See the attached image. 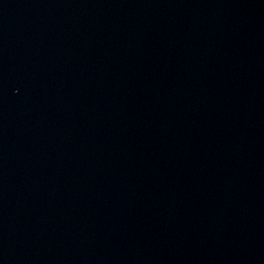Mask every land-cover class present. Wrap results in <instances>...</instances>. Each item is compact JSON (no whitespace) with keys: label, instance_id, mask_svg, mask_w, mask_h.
Masks as SVG:
<instances>
[{"label":"water","instance_id":"obj_1","mask_svg":"<svg viewBox=\"0 0 264 264\" xmlns=\"http://www.w3.org/2000/svg\"><path fill=\"white\" fill-rule=\"evenodd\" d=\"M0 264H264V0H0Z\"/></svg>","mask_w":264,"mask_h":264}]
</instances>
